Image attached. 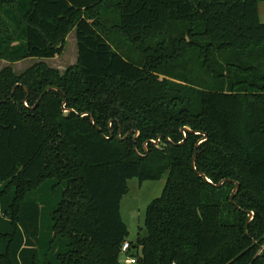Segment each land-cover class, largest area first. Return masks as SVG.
<instances>
[{"label": "trees", "instance_id": "trees-1", "mask_svg": "<svg viewBox=\"0 0 264 264\" xmlns=\"http://www.w3.org/2000/svg\"><path fill=\"white\" fill-rule=\"evenodd\" d=\"M262 2L0 0L1 60L77 44L0 72V264H120L132 178L166 179L136 264H264Z\"/></svg>", "mask_w": 264, "mask_h": 264}, {"label": "rangeland", "instance_id": "rangeland-1", "mask_svg": "<svg viewBox=\"0 0 264 264\" xmlns=\"http://www.w3.org/2000/svg\"><path fill=\"white\" fill-rule=\"evenodd\" d=\"M260 20L264 22V15ZM45 63L48 66L64 72L68 67L77 63V44L75 32L71 31L66 38V49L64 53L52 59L29 58L23 61L10 64L0 59V72L7 66H12L17 75L22 74L38 63ZM166 185V179L141 182L138 178L128 180V192L121 201V214L128 229L127 240L136 242L144 229L146 210L149 204L160 197ZM126 256L120 255V264L125 262Z\"/></svg>", "mask_w": 264, "mask_h": 264}, {"label": "water", "instance_id": "water-1", "mask_svg": "<svg viewBox=\"0 0 264 264\" xmlns=\"http://www.w3.org/2000/svg\"><path fill=\"white\" fill-rule=\"evenodd\" d=\"M51 89H54V88H48V90L47 91H50ZM43 97V96H42ZM42 97L39 99V101L36 103V105L34 106V107H36L37 105H38V103L40 102V100L42 99ZM65 105H66V103H64L63 104V110L66 112V113H69V112H73L74 110L73 109H68V108H66L65 107ZM85 115H87V114H82V116H85ZM187 132H194V131H192L190 128H187V127H185V128H183L182 129V133H183V136H184V139H183V141L182 142H180L179 144H182V143H184L185 141H186V135H187ZM195 133H197V134H202L204 137L196 144V149L198 148V146L203 142V141H205L206 139H207V133H202V132H195ZM138 134H139V132H137V135L135 136V138L138 136ZM160 138L158 139V140H156V141H152V143L153 144H155L156 146H159V144H160ZM148 144H149V142H146V144H145V147H146V149H147V147H148ZM195 160H196V154H195V156H194V158H193V166H194V168H195V170H196V165H195ZM200 176H202L204 179H206L209 183H211L212 184V182H211V180H209L208 178H207V176L206 175H204V174H201V173H198ZM225 183V180L224 181H222L220 184H218V185H216L217 187H219V186H221V185H223ZM239 187H240V185H239V183L238 182H236V188L232 191V194H231V202H233L234 203V196H235V194H236V192L239 190ZM253 216H254V213L253 212H250V214H249V221H251L252 219H253ZM147 229H144V231L142 232V234H141V238H144L146 235H147Z\"/></svg>", "mask_w": 264, "mask_h": 264}, {"label": "built area", "instance_id": "built-area-1", "mask_svg": "<svg viewBox=\"0 0 264 264\" xmlns=\"http://www.w3.org/2000/svg\"><path fill=\"white\" fill-rule=\"evenodd\" d=\"M131 244L129 241H125L122 245L121 253L126 256L125 262L127 264H136L137 259L136 257L132 256L130 253Z\"/></svg>", "mask_w": 264, "mask_h": 264}, {"label": "crops", "instance_id": "crops-1", "mask_svg": "<svg viewBox=\"0 0 264 264\" xmlns=\"http://www.w3.org/2000/svg\"><path fill=\"white\" fill-rule=\"evenodd\" d=\"M261 14L264 15V2L260 3L259 5V16L261 17Z\"/></svg>", "mask_w": 264, "mask_h": 264}]
</instances>
